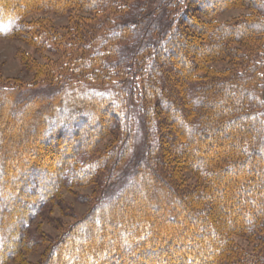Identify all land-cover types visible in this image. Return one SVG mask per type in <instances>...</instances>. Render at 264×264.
<instances>
[{"label": "trees", "instance_id": "1", "mask_svg": "<svg viewBox=\"0 0 264 264\" xmlns=\"http://www.w3.org/2000/svg\"><path fill=\"white\" fill-rule=\"evenodd\" d=\"M31 1L0 0V33L22 28L19 26H22L21 17L24 12L28 7H35L30 5ZM175 1L125 0V6L120 0L46 1L59 4L61 9L80 7L88 14L110 8L117 12L116 19L119 21L116 23L114 20L105 34L84 31L79 39L75 38L81 39L78 45L85 50V54L76 57L74 63L77 68L76 83L65 89L62 86L59 93L52 96L49 105L58 106L59 111L56 112L55 109L54 113L49 112V125L44 130V134L50 136V139L55 133L61 134L63 129L70 131L75 138L73 142L70 139L68 152H63L58 167L46 170L48 184L37 187L38 189L32 187L36 182L33 178L37 174V167L31 161L18 164L16 167H19V172L9 175L6 184L9 188L8 195L15 198L5 197L0 201V248L3 249L0 250V264L15 255L22 245L25 227L35 214L29 208L39 210L44 202L39 197L44 193L46 196L48 193L51 195L62 183V163L66 160L72 163L82 143L92 147L97 137L112 126L103 116L111 114L113 108L119 110L113 113L116 124L121 129L127 128L124 152L120 154L113 150L110 159L100 157L96 162L88 163L90 166L83 173H80L76 165H72L70 169L67 168V171L69 169L72 172L69 179L84 177V172L87 173L92 165L97 166V169L105 166L110 168L111 164L115 165L116 160L121 161L125 152L129 151L131 140L128 138V122L133 114V90L137 85L140 86L138 79L142 83L140 109L147 151L141 164H137L140 169L134 166L131 171L126 162L115 173L114 180L117 183H113L112 190L125 187L132 180L134 184L125 193L120 190L114 194L113 200L127 195L126 203L118 204L120 209L123 205L124 210L127 203L136 199L138 192H148V181H156L161 189H166L171 198H176L187 209L191 217L197 218L196 213L201 212L207 215L197 227H189L183 222V239L177 248L184 247L185 244L189 246V253L183 255L184 261L194 263L193 257H196L204 264H264V63L256 54V49L261 45L253 46L248 43L251 39L262 42L264 0H245L246 5L259 11V14L251 13L233 23H224L213 17L204 19L200 15L206 12L199 5L201 0H186L182 10L175 12ZM180 2L179 0L178 3ZM227 2L215 5V9L222 10ZM151 4L157 6L154 12L150 9ZM206 14L209 15L207 12ZM36 40L45 42L47 36L41 33ZM222 60H230L231 65L236 68L229 72L213 66L212 61ZM1 92L0 90V174L5 172V168H9L11 161L10 170L15 167L11 142L15 140L13 134H23L15 126L16 118L28 127L39 124L35 123L36 117L33 114L22 117L12 115L11 113L16 112L10 108L12 101L18 100L12 98L9 101V95L6 98ZM21 108L22 105L21 112H26L27 107ZM94 118L97 119L98 127L90 124ZM81 121L89 123L85 139L77 136ZM35 125L32 132L41 135V129ZM99 126L103 129H99ZM7 130L10 132L8 136ZM27 134V139H31L33 146L21 149V154L26 157L31 152L30 155L36 160L35 164H41L47 155H39L37 145L42 141L48 143L49 137L42 139L41 136H29V132ZM63 135L65 136L64 133ZM7 139L11 141L8 145L4 143ZM74 141L77 144L75 146ZM202 145L207 147L206 150ZM209 150L217 154L212 155ZM48 152L50 153L49 150ZM52 153L58 154V150H53ZM11 156L14 159H9ZM248 156L253 159L248 165L251 173L238 175L229 185L226 182L230 179L227 174L245 169ZM177 158L191 159L189 162L194 171L206 184L201 193L193 195L181 185L175 171L178 167ZM125 174H132V177H125L123 180ZM141 177L145 181L139 186L137 180ZM168 180L180 185L179 189H170ZM209 181H215L216 184L210 188ZM218 192L223 193V199L232 212L222 211L221 205H225V202L211 205L210 199ZM39 193L41 196H38ZM203 198L206 201L203 207L196 205L192 209L186 205L190 200L199 201ZM242 200H246L247 205H239ZM113 205L117 208V202ZM160 207L161 205H155L157 209ZM128 208L130 210H126L125 214H122L123 210L120 214L117 208L110 220L106 221L107 224L120 221L126 226L125 229L114 231L108 240H105L107 236L92 237L88 243H83L85 237L70 233V238L64 240L61 247L53 252L59 257L53 261L49 258L51 264H135L136 261L143 264L141 257L153 259L151 254L157 252L150 246L154 245L158 250L157 237L166 238L169 234L164 222L157 215L149 216L150 212L147 210L143 209V212L138 213L132 206ZM15 215L17 219H14ZM159 216L162 217L161 214ZM167 216L172 220L176 219L173 214ZM96 219L86 220L81 226L82 230L88 234L96 233ZM153 225L156 229L151 228ZM210 230L213 237L207 238V231ZM233 232L253 237L260 245L254 251H247L233 239ZM106 242L107 245L104 246ZM123 251L125 254L133 253L129 255L131 259L128 257L131 262L120 260ZM167 252L168 254L157 256L163 258L159 263L167 264L164 259L168 258V263L174 264L170 257L172 254L180 259L172 250ZM190 253L193 257L187 258ZM226 253L227 256L224 257Z\"/></svg>", "mask_w": 264, "mask_h": 264}, {"label": "rangeland", "instance_id": "2", "mask_svg": "<svg viewBox=\"0 0 264 264\" xmlns=\"http://www.w3.org/2000/svg\"><path fill=\"white\" fill-rule=\"evenodd\" d=\"M46 1L47 0H32L30 5H35V7H28L29 9H26L24 12L25 14L21 17L22 26H19L22 28H16L9 33H0L1 93L5 95L4 97L9 95V101L12 98L14 100H18L16 102L12 101L10 108H13V110L16 111L15 113H11L12 115L22 117L33 114V116L36 117L34 120L35 123H39L38 125L36 124L37 128L39 127L41 129V135H37L36 133L35 135L32 132L35 124L28 127L16 118L15 126H17V130L23 134L18 135V132H16L17 135L16 133L13 134L15 140L11 142L7 139V141H4L7 145L10 142L12 143V154L15 155V159L14 157L12 158V156L9 157V159H14L13 162L15 163L13 164H15V167L13 170H10V166H12L11 161L9 168H5V172L0 174V201H3L5 197H11V195H8L9 188L6 185L9 180V175L12 174V172H14V174L18 173L19 167L16 166H19L18 164L26 161H31V164L33 163V166L37 167L35 170V174H37L33 178L36 182H34L35 185L33 184L32 187L39 188L48 184L46 177L47 174H45L46 170L58 167L59 158L64 151L68 152L67 148H69V143H71L69 141L72 140L73 142V139L75 138L70 131H66L67 129H63L61 134L55 133V136L51 139L50 136L44 134L45 128L49 125L47 123V120L50 117L49 112L52 114L55 109L56 112L59 111L58 106H50L49 101H52V96L59 93V89L62 86L63 89H65V87L69 88L70 86H74L76 83L77 68H75L74 63L76 57L81 56V54H85V50L81 49L78 45L81 42V39H77L83 35V32L91 31L94 34H105L114 20L116 23L119 21L116 19L118 15L117 12L110 8L105 11L96 10L95 12L88 14L80 7H72V9L69 10L68 7H65L63 10L60 8L59 4ZM120 1L125 6V0ZM178 1L176 0L173 4L175 12L178 9L182 10L184 1L186 0H180V3H178ZM213 1L216 2L214 3ZM41 2L45 3L41 4ZM200 2L201 3L199 5L203 6L202 9L209 15H212L209 16L206 12L200 14L204 17V19L213 17L224 23H233L251 13L256 15L257 13L259 14V11L248 7L245 0H201ZM212 2L214 4H212ZM223 2H227L228 4H226L224 8H221L222 10L220 11L218 8L215 9V5L217 6L219 3L221 4ZM156 8L157 6L154 7L153 4L150 5L152 12H154ZM168 27L169 26L166 27V30ZM41 33H45L47 36V40L45 42L36 40L37 36ZM75 38L77 39L75 40ZM248 43L253 46L261 45L260 48L256 49V54L264 63V36L262 38V42L251 39ZM252 54H255V52ZM229 61L230 60L212 61V64L217 69L227 70L230 72V69L233 70L236 67L231 65ZM262 75L264 83V67ZM138 80L140 86L137 85L133 90L131 100L133 114L131 115V120L129 119L128 122V138L131 140L129 151L127 153L125 152V156H123L121 161L116 160L115 165L111 164L110 168L105 166L104 168L102 167L97 169V166L95 167L92 165L87 173L84 172V177H76L77 179L74 180L69 179V176L72 174V172H69V169L74 165L78 167L80 173H83V170L90 166L88 163L92 161L96 162V160H98V158L100 159V157H111L113 150L120 154L124 152L123 149L127 144L126 141H124L127 135V128L125 129V127H123L121 129L119 125L116 124L113 113L118 112L119 110L113 108L111 114L109 113V115L106 114L103 116L107 118V122L112 126L110 128L108 127L107 131L100 135L99 138L97 137V140L92 147H88L86 143H82L79 146L80 148L77 150V156H75V160L72 163L68 160L62 163L61 171L62 174H64L62 177V183L54 190V193L51 194L52 196L49 193L47 196L45 193L42 196L40 193L39 195L37 194L38 196H41L39 197L41 200H44L43 205H41L39 210L29 208V210L35 214L32 219L28 220L29 223L25 227L22 245L18 247V252L7 258L3 264H48V261L49 264H51V259L53 261L55 258L59 257V255H56L53 252L58 249L57 247H59L64 240L70 238V233H77V235L81 238L85 237L86 240H83V243H86L88 240H91L92 237L101 238L102 236H107V239L105 240H108L109 236L112 235L114 231L126 228V226H124V224L120 221H116L117 223L112 222L111 224H107L106 221L110 220L111 214L113 215L117 208L121 214L123 205H121L120 209L118 204L126 203L125 200H127V195H122L121 197L119 196V198L113 200L112 197L114 194H117L120 190L125 193V191L129 190L132 187V184H134V180H132L131 184L112 190L113 183H117L114 180L115 173L120 169V167L124 166L126 162H128L127 166L130 165L131 171H133L134 166H136L137 169H140L137 164H141V159L145 157V153L147 151L146 132L143 127L142 111L140 109L142 105L140 95L142 83L140 79ZM21 105V109H23V107H27L26 112H21ZM67 109L68 108L66 107V110ZM92 120L93 121H91L90 124L92 123L94 126L98 127L97 119L94 118ZM61 122L58 123L61 124ZM80 124L81 127H78L80 130L77 136H83L82 138L85 139L86 128H88L89 123L81 121ZM99 129L103 128L99 126ZM123 130H126V132L122 133L121 131ZM28 132L29 136H41L42 139L49 137L48 143L42 141L37 145L39 155L44 153L47 155V157H45V161H41V164H35L36 160L33 155H30L31 152L27 153L26 157L21 154V149H29L28 147L33 146L31 139H27ZM62 133H64L65 136H62ZM8 135H10V132L7 130V136ZM75 145L77 144H75L74 141L73 146ZM202 147H204L205 150L207 148L205 145H202ZM48 150L50 153H47ZM53 150H58V154L52 153ZM212 150L209 151L212 152V155H216L217 152H213ZM262 152L264 154V147H262ZM21 155L23 158H21ZM251 157L248 156V163L245 166V169H240L236 173L229 172L227 174L230 179L226 182L229 185L232 184V179L236 178L238 175L240 176L251 173V170L248 168V165H250L253 160ZM103 158L101 159L103 160ZM111 160H113V158ZM176 160L178 167L175 171H177V176L181 180V185L188 188L193 195L201 193L202 189L206 188V184L200 175L194 171L192 164L189 162L191 159L184 160L182 158H177ZM108 162L111 161L109 160ZM131 165H133V167H131ZM67 168H69L68 171ZM130 175L125 174L123 180L126 179L125 177L131 178L132 174ZM142 181L144 182L145 180L141 177L137 180V184L142 186ZM148 183L150 184V186L146 189L148 192L145 190L138 192L136 199L130 201L129 204L127 203L128 206L126 205V208L124 207L122 212V214H125L124 212H126V210L129 211V206L135 208L138 213L143 212V209L147 210V212H150L149 216L157 215V217L163 220L164 227H166L165 229L168 231L167 233H169L166 238L157 237L159 242L157 243L158 250L156 246L148 244L152 245L150 248L156 250L157 253L151 254L153 259H149V257L145 256L141 257L143 264H166L165 262L159 263V261H163V258L161 257L160 259L157 256L159 254H168L167 251L170 250H172L176 256L178 255V257H180V259H178L173 254L170 256L173 259L174 264H204L201 262L200 258L193 257L191 253L187 255V258L190 256L191 258L193 257L194 263L184 261L185 258H183V255L187 252L189 253V246L186 244L184 247L180 248H177V246L181 244V240L183 239V222L189 227H197L205 216L207 218L205 212L196 213L197 216H195L198 219L193 216L191 217L190 213L186 211L187 209L179 203L176 198H171V194L166 189L163 190L160 186H158V182L148 181ZM168 183L170 185V189H179L180 185H175L176 182L173 180H168ZM215 184V181H209L210 188ZM117 187L118 185L116 188ZM11 198L15 197L12 196ZM111 198L114 201L113 203L117 202V208L113 207L114 205L111 202ZM223 198V193L218 192L216 196L214 195L210 199L211 205L214 206L218 202H225ZM156 204L161 205V207L159 209L155 208ZM205 204L206 201L205 198H203L199 201L190 200L186 205L193 209L196 205L203 207ZM239 205H247L246 200L240 201ZM221 207L223 212H232L227 202H225V205L222 204ZM164 213L166 215H164ZM159 214H161L162 217H160ZM168 214L175 215L176 219L172 220L167 216ZM16 216L17 215L14 216V219H17ZM91 218H97L95 220L97 228L96 233L93 232L88 234V232L82 230L81 226L86 220ZM213 220L215 221L214 218ZM151 228L156 229L154 225ZM12 230L15 231L14 228H12ZM206 235L207 238L211 236L213 237L212 230L207 231ZM232 236L233 239L247 251H254L260 245V243L253 237L249 238L248 236L241 235L236 232H233ZM7 243L9 245H13V243ZM195 243L196 242L194 241L193 244L195 245ZM104 244V246H106L107 242ZM173 245H176V247ZM0 250L3 251L2 248H0ZM132 254L133 253L129 252H126L125 254L123 251L121 252L120 260L124 261L126 259L127 262H131V260H128V257L131 259V256L129 255ZM147 256H150V254L147 253ZM226 256L227 253L224 257ZM50 257L51 259H49ZM68 259L70 260L69 257ZM134 261L135 259H133V262ZM164 261H166L167 264H170L168 263V261H170L168 258L164 259ZM135 264H138V262L136 261Z\"/></svg>", "mask_w": 264, "mask_h": 264}]
</instances>
